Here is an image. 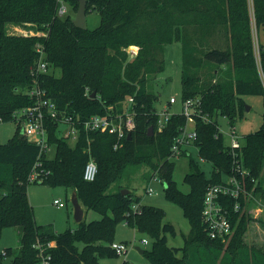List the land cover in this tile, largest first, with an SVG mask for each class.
<instances>
[{
  "label": "trees",
  "instance_id": "1",
  "mask_svg": "<svg viewBox=\"0 0 264 264\" xmlns=\"http://www.w3.org/2000/svg\"><path fill=\"white\" fill-rule=\"evenodd\" d=\"M62 4L77 13L80 0H0V117L14 121L16 111L34 105L29 92L38 85L60 110L80 118L119 113L123 103L135 97V129L115 149L116 137L108 133L82 131L70 144L59 135L58 123L47 121L56 155L42 156L41 168L49 175L41 184L76 191L84 210L101 215L100 220H83L77 229L62 233L51 224L39 225L29 200L30 174L40 148L27 141L19 125L16 136L0 144V239L4 228H21L20 251L11 264H36L38 241L55 242L48 250L51 264H100L103 257L117 256L110 246L122 222L154 238L153 249L143 250L152 264H264V250L248 247L244 241L252 221L247 214L236 215L239 221L228 244L210 239L202 224L207 186L220 182L232 167L215 118L225 116L233 125L244 113L243 96L264 98V45L259 43L258 63L251 16L252 6L258 30L264 27V0H251V4L250 0H86V14L97 11L101 16L100 27L93 30L76 27L70 14L59 16ZM10 24H31L40 35H11ZM196 33L202 35L200 50L189 39ZM173 42L183 46V101H196L195 145L201 158L213 165L211 177L206 178L191 159L184 179L191 187L188 194L173 180L171 159L174 138L187 117L174 114L159 133L158 97L147 89L148 77L165 70L160 55ZM134 46L139 47L138 56L129 61L127 49ZM39 49L52 72H37ZM55 69L61 70L60 77L54 76ZM94 92L97 96L92 98ZM242 153L246 168L259 180L258 193L264 196V124L247 136ZM90 159L98 166L92 182L83 176ZM142 164L158 173L166 199L184 209L191 229L183 247L168 245L167 234L175 235L176 229L164 223L162 209L141 207V198L130 191L123 194L126 189L108 192L127 167ZM13 254L12 249L0 253V264Z\"/></svg>",
  "mask_w": 264,
  "mask_h": 264
},
{
  "label": "rangeland",
  "instance_id": "2",
  "mask_svg": "<svg viewBox=\"0 0 264 264\" xmlns=\"http://www.w3.org/2000/svg\"><path fill=\"white\" fill-rule=\"evenodd\" d=\"M251 4V0H250ZM68 15L75 18L77 13H74L69 6ZM66 16V15H65ZM252 16V35L254 39L255 51L257 61L259 60V43L264 44V31L260 32L255 24L253 18V10L251 6ZM87 27L91 30L100 27L101 16L97 11H91L86 16ZM34 26L31 24H10L8 26V33L11 35H27L31 32L35 33ZM201 33L190 34L189 39L193 42L195 47L200 50L202 48L200 38ZM209 42L214 43L216 39H208ZM260 41V42H259ZM221 42H219L220 44ZM218 44L217 41L214 45ZM131 48V47H130ZM128 48V49H130ZM139 52V47L134 46ZM128 53V52H127ZM129 55V53H128ZM165 59V70L163 72L151 75L148 77L147 89L158 97L155 107L157 111H161L169 102L171 97L177 99V103L169 107L171 113H181L183 96H182V64H183V46L181 42H173L164 46V56L160 55V59ZM135 59V58H134ZM128 60L133 58L128 56ZM208 68V67H207ZM52 72V70H51ZM56 77L61 76V70H53ZM203 75V74H202ZM206 77V74L203 75ZM245 110L242 116H239L234 121L233 125L225 116L218 115L217 120L219 130L222 134L223 143L225 146L231 145V133L233 127L240 137V143L245 144L246 138L250 134L259 131L264 124V98L259 95H246L242 97ZM249 108V110H247ZM193 124L189 123V128ZM60 133L62 136L68 127L60 125ZM18 132V125L14 121L4 122L0 124V144H7L10 142ZM29 143L35 142V136L27 134L25 136ZM77 140L71 139L70 144H75ZM186 155L179 157H172L175 167L173 171V180L177 188L185 194L191 190L189 184L184 179L190 172L191 159L204 172L206 178L212 175L213 165L211 162L204 160L199 155V150L196 145L185 147ZM56 155V147L52 146L47 157L53 159ZM158 173L149 164H142L139 166H129L123 172L118 182L114 183L108 192H118L126 189L131 192L133 197L141 198V207L153 206L164 211V223L172 224L176 229V234H167L168 245L170 247H183L185 244V237L190 234V223L185 215L184 209L166 199L165 184L154 179L158 177ZM262 185L264 187V169L262 172ZM153 189V194L147 193L148 188ZM28 195L30 203L33 206L36 222L39 225H53L58 233L67 230H75L79 227V223L75 220V210L72 204L73 190L65 187H49L46 184L31 183L28 188ZM1 197V191H0ZM264 202V196H260ZM61 200L65 207L59 208L54 201ZM252 221L249 223L248 229L244 236V241L248 247L255 246L264 250V214L258 218L251 217ZM101 219V215L93 210H84V221L90 223ZM21 228L8 227L2 231L0 239V253L12 249L14 254L5 258V264H11L15 255L20 251ZM143 240H148V244L144 245ZM114 242L126 243L129 245L128 252L124 255H117L115 257H103L100 259V264H152L147 256L142 254L140 250L151 251L153 249L154 238L147 234L137 231L136 228L119 223L114 236Z\"/></svg>",
  "mask_w": 264,
  "mask_h": 264
},
{
  "label": "built area",
  "instance_id": "3",
  "mask_svg": "<svg viewBox=\"0 0 264 264\" xmlns=\"http://www.w3.org/2000/svg\"><path fill=\"white\" fill-rule=\"evenodd\" d=\"M68 14V7L65 4L58 10L59 16ZM31 36L40 35L31 32ZM40 52V49H39ZM131 58L138 56V50L131 47L127 49ZM41 53V52H40ZM49 63L45 59V55L41 53L38 63V73H50ZM89 92V90L87 91ZM29 96L34 100V105L18 110L14 114V121L19 125L22 135L27 134L35 136V144L40 148L39 160L34 166L30 174L32 183H42L46 180L49 172L42 167L41 158L48 154L52 148L49 142V131L47 121L60 125H66L67 131L61 136L70 141L71 139L78 140L80 133H108L116 137L114 148L118 149L121 146L123 139L128 138L129 133L132 134L135 129V117L137 111L135 106V97H129L122 105L121 112H108L106 115H92L88 118H80L67 110H60L57 104L48 98L46 90H43L36 85L30 92ZM177 99L171 97L167 105L157 111L159 120L157 123V131L163 132L167 127L171 117L174 114H182L187 117V124L181 128L180 133L174 138L172 147V157L186 155L185 147L195 145L197 140V132L195 130V122L192 114L195 113V100H185L182 104L181 113H171L169 107L175 105ZM205 120L208 119L205 117ZM4 123V119L0 117V124ZM189 123L193 124L189 128ZM60 131V129H59ZM243 144L240 143V137L233 127L231 133V145L226 146L232 159V167L228 173L221 176L218 183H210L205 191L202 210V224L207 233V236L212 240H219L224 244H228L233 238L238 221L236 215L247 214L250 217H260L264 214V202L258 193L259 180L255 178L251 171L246 168L243 162ZM98 174V166L93 159H90L84 168V179L92 182ZM155 180L160 181L158 177ZM147 193L153 194V189L148 188ZM54 203L59 207H65L61 200H55ZM133 211L137 210V206H133ZM129 215V214H128ZM127 224V223H125ZM144 245L148 244V240H143ZM55 247V242L35 243L34 248L38 250V261L36 264H51V255L48 252L50 248ZM111 249L117 255H124L128 252L129 245L126 243L111 244Z\"/></svg>",
  "mask_w": 264,
  "mask_h": 264
},
{
  "label": "water",
  "instance_id": "4",
  "mask_svg": "<svg viewBox=\"0 0 264 264\" xmlns=\"http://www.w3.org/2000/svg\"><path fill=\"white\" fill-rule=\"evenodd\" d=\"M86 0H80V5L77 11V14L75 16V18L73 19V23L76 27L80 28V29H87V21H86ZM97 96V93L94 92L92 94V98H95ZM247 110H249V108H247ZM154 134V129L153 127L149 128V135H153ZM132 137V134L129 133L128 138L130 139ZM129 190H123L122 193L126 194L128 193ZM72 204L75 210V220L80 223L81 221H83L84 219V209L81 206L77 193L76 191H73V196H72ZM140 252L143 254V251L140 250Z\"/></svg>",
  "mask_w": 264,
  "mask_h": 264
},
{
  "label": "crops",
  "instance_id": "5",
  "mask_svg": "<svg viewBox=\"0 0 264 264\" xmlns=\"http://www.w3.org/2000/svg\"><path fill=\"white\" fill-rule=\"evenodd\" d=\"M261 31L263 32L264 31V27H262L261 28ZM259 32H260V30H259ZM260 42V41H259ZM261 43V42H260ZM261 44H263V43H261ZM264 45V44H263ZM32 205V204H31ZM84 209V208H83Z\"/></svg>",
  "mask_w": 264,
  "mask_h": 264
}]
</instances>
